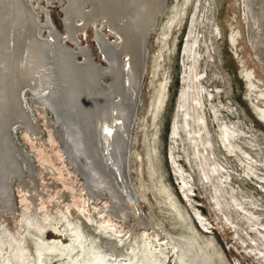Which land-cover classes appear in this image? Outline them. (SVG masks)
Instances as JSON below:
<instances>
[{
	"label": "rangeland",
	"instance_id": "rangeland-1",
	"mask_svg": "<svg viewBox=\"0 0 264 264\" xmlns=\"http://www.w3.org/2000/svg\"><path fill=\"white\" fill-rule=\"evenodd\" d=\"M157 2L164 5L155 27L146 30L143 53L137 56L134 37L135 45L134 40L125 43L133 63L126 54L120 57L128 99L135 102L137 95V102L134 109L115 107L110 122L113 133L128 138L126 177L134 200L133 205H126L122 201L125 194L115 187L120 202L126 205L125 216L118 219L110 212L112 200L106 180L95 189L102 197L92 200L77 164L68 157L66 138L71 134L72 118L65 111L73 98L67 95L72 89L64 88L68 90L65 92L62 87L75 83L82 90L78 96L83 91L84 95L91 92L95 79L89 77L94 71L85 65L80 49L107 72L106 77L109 75L98 42L120 45L125 42L123 35L131 37L130 31L122 32L123 13L115 12V0H0V117L7 118L10 126L0 121V158L7 156L2 159L5 171L0 169L1 177L10 173L4 178L8 209L0 203V264H17L13 256L17 244L23 264H68V257L80 256L65 225L68 222L83 238V252L75 264L98 263L92 254V235L114 242L120 253L116 264H264V0ZM94 5H98V13H94ZM25 9L30 10L37 24L34 32L23 18ZM65 11L71 22H65ZM41 41L45 43L43 49ZM70 52L72 57L68 59L65 54ZM31 61H38L36 67L40 68L35 67L32 74L38 85L41 83L36 91L18 87L16 81L17 71L25 70L26 62L31 67ZM58 70L64 77L65 72L69 74L68 81ZM79 78L84 79L80 85ZM14 83L15 87H10ZM160 88L161 105L156 109ZM12 89L20 94L24 114L11 113L6 104ZM48 91L53 109L43 104ZM182 92L186 99L181 109ZM58 94L65 99L58 98ZM119 97L109 99L116 104ZM101 99L97 97L94 106L86 104L92 113L88 122L80 118L86 152L90 150L88 139L96 135L103 117ZM26 113L33 122V131L24 127ZM196 117L199 123H195ZM129 119L132 123L127 133ZM183 120L187 122L185 129ZM3 122L7 131L10 129L6 131L9 136L2 133ZM221 126L230 134L228 144L219 140ZM89 130H93L92 135ZM198 132L208 144L203 147L197 143L193 149L195 143L189 136L194 139ZM9 141L15 144L14 149L19 148L18 152L6 150ZM227 145L232 146L230 150ZM12 161L20 179L13 170L8 172L13 168ZM79 161L86 164L82 157ZM28 219L44 227L43 242H57L67 248L41 254L45 252L38 242L39 234ZM71 244L75 250L69 251Z\"/></svg>",
	"mask_w": 264,
	"mask_h": 264
},
{
	"label": "bare ground",
	"instance_id": "bare-ground-1",
	"mask_svg": "<svg viewBox=\"0 0 264 264\" xmlns=\"http://www.w3.org/2000/svg\"><path fill=\"white\" fill-rule=\"evenodd\" d=\"M159 1V0H158ZM164 1V0H163ZM20 3V2H19ZM161 3H162V1H161ZM161 3H159V4H161ZM21 4H23L22 2H21ZM25 4V3H24ZM113 4V3H112ZM162 5V8H163V5L164 4H161ZM161 5H158V2H157V0H115V5H114V9L115 10H117V11H115V12H118V13H123L122 14V16L124 17L123 19H124V22H123V24H122V32H123V30L125 31V32H127V31H130V36L131 37H128V45L129 44H131V42H133V40H134V45H135V39L137 40V56L138 55H141L142 53H143V49H144V42L146 41V34H147V32H146V30L148 29H153L154 27H155V23H156V17L159 15V12H160V10L162 9L161 8ZM17 8H18V5L16 6ZM23 7V6H22ZM95 7H96V9L95 8H93L94 10V12L96 11V12H99L98 10H97V5H95ZM113 9V8H112ZM21 10V9H20ZM114 11V10H113ZM21 12H22V10H21ZM92 13V12H91ZM22 14H23V12H22ZM24 17L23 18H25L26 20V25L27 26H30V30H32L33 32L35 31V25H37V24H35V21H34V19H33V17H32V15H31V13H30V10L28 9H25L24 10ZM89 15H90V13H88ZM93 14L94 13H92V15L91 16H93ZM121 16V15H120ZM35 18V17H34ZM64 20H65V22H71V20H70V18L67 16V14H66V11H65V18H64ZM171 22H172V20H171ZM70 24V23H69ZM68 25V24H67ZM26 26V27H27ZM32 26V27H31ZM69 26V25H68ZM67 26V27H68ZM72 26V25H71ZM170 26V25H169ZM37 27V26H36ZM127 27H129V29H131V30H129V29H127ZM28 28V27H27ZM24 29V28H23ZM68 29H69V27H68ZM67 29V30H68ZM70 29H71V27H70ZM19 31H20V29H19ZM25 31V30H24ZM31 31V32H32ZM70 31V30H69ZM166 31H168V30H166ZM121 32V33H122ZM21 33H23V32H21ZM20 35V34H19ZM23 35V34H22ZM166 35V34H165ZM134 37H135V39H134ZM163 37V36H162ZM15 39H16V37H15ZM22 39V38H21ZM29 39V38H28ZM27 39V40H28ZM36 40V39H35ZM22 41V40H21ZM26 41V40H25ZM18 42V41H17ZM42 43H44L43 41H41V44ZM38 44V43H37ZM38 45H40V44H38ZM38 45H36V47L38 46ZM102 45V44H101ZM193 45V44H192ZM24 46V45H23ZM45 46V43H44V45L42 46V49H43V47ZM48 46V45H47ZM15 47V46H14ZM16 47H18V46H16ZM40 47V46H39ZM192 47V46H191ZM191 47H190V49L189 50H191ZM41 48V47H40ZM47 48V47H46ZM126 48V46H125V42H122L120 45H118V44H115V43H113V44H110V45H108V46H100V49H101V51H102V53H103V55H104V57L106 58V60L108 61V64H109V71H108V73H109V75L106 77V75H105V73H107L106 71H104L103 69H101V68H99V67H94L93 65H92V63L90 62V58H89V56H88V53L86 52V50H84V49H80L79 51L81 52L80 54L82 55V57H83V60H84V63H85V65L86 66H89V69L91 70V72H93L92 74H94L95 73V75H92L91 74V78L89 77V79H95V83L93 82V84H91L90 86H91V92L89 93V92H85V93H87V94H85L84 95V91H83V95L81 94L80 96H78L79 94V92H81L80 90H78V88H77V84H73L72 82H70V83H72V84H66L67 85V87H62L63 89L65 88H67V89H72V91H69V92H67V91H65V89H64V91L65 92H67V93H65V94H67V95H69L68 96V98L70 97L71 99V102L69 103V107H67L66 106V104L65 105H63V106H65V107H67V111H65V112H67L68 113V115L69 114H71V118L72 119H70V121H68V122H70L71 123V134H69L68 133V137L66 138V139H68V141H67V144L66 145H68L67 147H68V151L66 150V148H65V150H66V152L68 153V157L70 158V160L72 161V159H74V161H73V163H76L77 164V166H76V169L78 170L79 169V172L81 173L80 175H82V177H83V179H84V181H85V184H86V190H87V194H88V196L91 198V195H93V199L92 200H94V201H96L98 198H100V197H102V193H98V194H96V192H97V190H96V192H95V189L96 188H98L99 189V185L101 184V183H103L102 181H105L106 180V184H108L109 185V187H107V190L109 191V194H110V196H111V200H112V205H111V207H110V212H111V214H113L115 217H117L118 219L120 218H122V216H125V214H124V212H123V210H124V207L126 206V205H133V199L131 198V192L129 191L130 190V188H128V186H127V177H126V166H127V157H128V151H127V149H128V138H126V136L123 138L119 133L118 134H115V133H113V127L114 126H111L110 125V122H111V118H114L113 117V112H114V108L115 107H117V106H119V108L120 109H125V107L126 106H128V108L129 109H131V108H133V106H132V104H133V101L131 102V100H129L128 99V97H127V93H126V90H125V87H124V83H123V74H121V72H120V54H121V52H123V50ZM193 49V48H192ZM33 50H35V48L33 49ZM32 50V51H33ZM39 50V49H38ZM26 51V50H25ZM43 51V50H42ZM138 51H139V53H138ZM5 52V51H4ZM48 52H49V50H48ZM26 53H27V51H26ZM36 53V52H35ZM37 53H38V51H37ZM44 53V52H43ZM17 54V53H16ZM30 54V53H29ZM34 54V53H33ZM77 54V53H76ZM79 54V53H78ZM9 55V54H8ZM24 55H25V53H24ZM27 55V54H26ZM32 55V54H31ZM37 55V54H36ZM35 55V56H36ZM66 55V57H68V59H69V57H72L71 56V52L70 53H66L65 54ZM75 55V54H74ZM6 56V55H5ZM13 56V55H12ZM30 55H28V57H29ZM34 56V57H35ZM58 56H60V55H58ZM33 57V56H32ZM38 57V56H37ZM64 58H65V56H63ZM62 57V58H63ZM2 58V57H1ZM9 58V57H8ZM24 58V57H23ZM26 58V57H25ZM36 58V57H35ZM40 58V57H39ZM56 58V57H55ZM59 58V57H58ZM61 58V57H60ZM7 59V58H6ZM20 59V58H19ZM57 59V58H56ZM67 59V58H66ZM66 59H60L61 61H63V60H66ZM67 59V60H68ZM70 59H72V58H70ZM14 60V59H13ZM34 60V59H33ZM35 60H37V59H35ZM50 60V59H49ZM59 60V59H58ZM24 61V60H23ZM73 61V60H72ZM15 62V61H14ZM14 62H12V63H14ZM18 62V61H17ZM29 62V61H28ZM28 62H26L28 65V67L25 69V70H23L22 71V69L19 71L18 70V68H17V72H18V75H16L17 76V78H16V81L18 82V87H20V85H22V86H25V87H32V89L33 90H35L36 91V87H38L39 85H38V83L35 81V79H34V77L32 78V74H33V71L35 70V67H36V64L38 63V61H35L34 63H33V61H31L30 62V64H32V66L30 67V65H29V63ZM49 62V61H48ZM59 62V61H58ZM68 62H70V60L68 61ZM131 62L133 63V60H131ZM20 63V62H19ZM18 63V64H19ZM23 63V62H22ZM26 63H24L25 65H26ZM60 63H62V62H60ZM4 64V63H3ZM23 64V65H24ZM49 64V63H48ZM64 64H65V62H64ZM64 64H63V66H64ZM68 64V63H67ZM83 64V63H82ZM24 65V66H25ZM60 65V64H59ZM62 65V64H61ZM70 65V64H69ZM76 65V64H75ZM37 66H38V64H37ZM1 67V66H0ZM21 67H23L22 65H21ZM67 67V66H66ZM65 67V68H66ZM77 67H79L78 65H77ZM81 67L83 68V66L81 65ZM80 67V68H81ZM132 67L134 68V66H133V64H132ZM3 68V67H2ZM9 68V67H8ZM37 69L39 68V67H36ZM69 68V67H68ZM70 68H72V66L70 67ZM1 69V68H0ZM40 69V68H39ZM57 69H59V68H57ZM64 69V68H63ZM83 69H85V68H83ZM3 70V69H2ZM71 70V69H70ZM72 70H74L73 68H72ZM71 70V71H72ZM5 71V70H4ZM14 71H15V69H14ZM26 71V72H25ZM60 70H58V72H59ZM67 71H69V69L67 70ZM75 71V70H74ZM1 72V71H0ZM6 72V71H5ZM16 72V71H15ZM16 72V73H17ZM41 72V71H40ZM56 72V71H55ZM61 72H63L62 70H61ZM1 73H3V72H1ZM64 73V72H63ZM69 73V72H68ZM7 72H6V76H7ZM9 74H10V72H9ZM13 73H11L10 75H12ZM57 74V73H56ZM61 73L59 72V75H60ZM74 74V73H73ZM86 74H87V72H86ZM90 74V73H89ZM143 74V73H142ZM58 75V76H59ZM62 75V74H61ZM64 75V74H63ZM62 75V76H63ZM71 76H72V74H70ZM76 75H77V73H76ZM0 76H2L1 74H0ZM5 76V75H4ZM56 76V75H55ZM57 76V77H58ZM68 76H69V74H68ZM68 76H67V72H65V77H66V81H68ZM81 75H79V77H80ZM87 76H88V74H87ZM15 77V76H14ZM13 77V78H14ZM61 77V76H60ZM59 77V78H60ZM64 77V76H63ZM64 77V78H65ZM70 77V76H69ZM83 77V76H82ZM1 78V77H0ZM10 78H11V76H10ZM36 78V77H35ZM37 79V78H36ZM81 79H83V78H79V85H80V80ZM105 80V85H103L102 87H101V85L100 84H102V80ZM56 80V79H55ZM60 80H62V79H60ZM63 80H65V79H63ZM71 80V79H70ZM84 80V79H83ZM87 80V79H86ZM101 80V81H100ZM53 81V80H52ZM72 81V80H71ZM89 81V80H88ZM87 81V82H88ZM92 81V80H91ZM6 82V81H5ZM14 82V81H13ZM39 82V81H38ZM58 82H59V80H58ZM12 83V82H11ZM62 83V82H61ZM69 83V82H68ZM83 83V82H82ZM89 83H91V82H89ZM17 83H14V85H12V86H10V87H15V85H16ZM87 85H88V83H86ZM85 84V86H87ZM52 85V84H51ZM73 86V88H69V86ZM100 85V86H99ZM85 86H84V88H85ZM17 87V88H18ZM89 87V86H88ZM81 88V87H80ZM82 89V88H81ZM100 89V90H99ZM162 89L163 88H160L159 89V91H158V94H157V98H156V101H155V108L156 109H159V107H160V105H161V99H162V97H161V95H162ZM6 90V89H5ZM20 90V89H19ZM31 90V89H30ZM47 90V89H46ZM55 91V89H52L51 88V92L52 91ZM62 90V89H61ZM84 90H86V89H84ZM119 90H121V92H122V94H123V97H119V96H121V95H119L118 94V92L117 91H119ZM15 91H17V90H14V89H12V91H11V94L8 96V101L5 99V101L7 102H5L6 104H8V105H10V109L12 110V112L11 113H14V112H20V114L22 113V114H24L25 113V111H24V109H23V107H22V105H23V102H22V99L19 97V95L20 94H16V92ZM21 91L22 90H20V92L19 93H21ZM35 91H33L34 93H35ZM53 91V92H54ZM64 91L62 92V95H63V93H64ZM87 91V90H86ZM89 91V90H88ZM9 92V91H8ZM38 92V91H37ZM50 92V93H51ZM59 92H60V89H59ZM117 92V93H116ZM120 92V91H119ZM49 93V91H48V93H47V95L48 94H50ZM110 95H109V94ZM4 94V93H3ZM37 94V93H36ZM57 94V93H56ZM64 94V95H65ZM73 94L76 96H74V97H72L73 96ZM46 95V96H47ZM59 95V94H58ZM61 95V96H62ZM66 95V96H67ZM71 95V96H70ZM117 96V97H119V100L116 102V104H114L113 103V101H111V99H109V97H113V96ZM52 96H54V95H52ZM65 96V97H66ZM82 96V97H81ZM100 96H102V98L103 99H101L102 101H104V104H103V110H101L102 111V113H103V117H102V120L101 121H99L100 123H99V126H98V130H97V132L95 133L96 135L93 137V138H90V139H88V141H89V146H90V150L89 151H87L86 152V150H87V148H86V150H85V147H84V143H83V141H85V140H83L82 141V135L83 134H85V133H81V128L79 127V122H81L80 121V118L82 119V120H85L86 119V122H88L87 120H88V116H89V113H90V111H88L89 109L87 108V106H86V104H88V105H93L94 104V102H97V97L99 98ZM106 96V97H105ZM129 96V95H128ZM48 97H50L49 95L47 96V97H45V99H43V104L45 105V106H51L52 104V102L50 103V98H48ZM56 97V96H55ZM55 97H53V99L55 98ZM63 97L64 96H62V97H60V95L58 96V98H62L63 99ZM82 99H81V98ZM0 98H1V96H0ZM57 98V97H56ZM55 98V99H56ZM57 98V99H58ZM79 98V99H78ZM154 98V97H153ZM65 99V98H64ZM63 99V100H64ZM106 99V100H105ZM179 99H180V101H179V106L181 107V109H182V107L184 106V102H185V93L184 92H182L181 94H180V96H179ZM41 100V99H40ZM61 100V99H60ZM68 100V99H67ZM83 100V101H82ZM133 100V99H132ZM56 101V100H55ZM66 101V100H65ZM69 101V100H68ZM67 101V102H68ZM106 101V102H105ZM61 103H62V101H60ZM85 102V103H84ZM55 103V102H54ZM57 103H58V100H57ZM98 103V102H97ZM96 103V104H97ZM100 103H101V101H100ZM56 104V103H55ZM55 104H53V105H55ZM59 104V103H58ZM94 106V105H93ZM97 106H99V104L97 105ZM96 106V108H98ZM101 106V105H100ZM99 106V107H100ZM130 106V107H129ZM2 107V106H1ZM52 107V106H51ZM54 107V106H53ZM53 107L51 108V109H53ZM56 107V106H55ZM60 107H62V105L60 106ZM64 107V108H65ZM84 107H86L85 109H84ZM102 107V106H101ZM4 108V107H3ZM90 108H92L93 109V107H90ZM57 109H59V107L57 108ZM56 109V110H57ZM62 109V108H61ZM88 109V110H87ZM91 109V110H92ZM94 109H95V107H94ZM8 110V109H7ZM98 110V109H97ZM99 110V111H100ZM2 111V110H1ZM0 111V112H1ZM63 111L64 110H62V113H63ZM10 112V111H9ZM27 112V111H26ZM52 112H54V111H52ZM59 112V111H58ZM61 112V111H60ZM83 113L84 112V115H80V113ZM91 112H93V110L91 111ZM4 113V112H3ZM56 113V112H55ZM93 113H95V111L93 112ZM97 113V112H96ZM0 114H2V112L0 113ZM5 114V113H4ZM19 113L17 114V115H20ZM59 114V113H58ZM61 114V113H60ZM65 114V113H64ZM88 114V115H87ZM91 115H92V113H90ZM128 114H129V112H128ZM10 115V114H9ZM16 115V116H17ZM2 116V115H1ZM12 116V115H11ZM25 116H27V122H25V123H27L24 127H26L27 128V130L28 131H33V122H32V120L31 119H29V116L27 115V113H26V115ZM61 116V115H60ZM59 116V117H60ZM64 116V115H63ZM81 116V117H80ZM3 117H5V115L3 116ZM7 117H9V116H7ZM14 117H15V114H14ZM18 118H19V116H17ZM23 117H24V115H23ZM62 117V116H61ZM92 116H90V118H91ZM93 117H95V116H93ZM92 117V118H93ZM195 117V116H194ZM63 118V117H62ZM69 119V117L66 115V119ZM89 118V119H90ZM128 118H129V115H128ZM184 118V117H183ZM5 119V118H4ZM3 119V120H4ZM10 119V118H9ZM20 119H22V118H20ZM61 119V118H60ZM66 119H64V121L66 120ZM2 120V118L0 117V121ZM2 120V121H3ZM19 120V119H18ZM91 120V119H90ZM89 120V121H90ZM194 120V119H193ZM5 122H6V126H9V125H7V118H6V120H4ZM25 121V120H24ZM67 121V120H66ZM66 121H65V123H66ZM94 120H92V122H93ZM199 121H200V118L199 117H196V119H195V123H199ZM202 121V120H201ZM8 122H9V120H8ZM12 122V121H11ZM19 122H21V121H18V123ZM4 123V122H3ZM2 123V124H3ZM10 123V122H9ZM18 123H17V125H18ZM24 123V122H23ZM13 124V123H12ZM12 124H11V126H12ZM60 124H61V122H60ZM83 124V123H82ZM193 124H194V122H193ZM16 125V124H15ZM19 125H20V123H19ZM23 125V124H22ZM62 125H65L64 123L62 124ZM67 125V124H66ZM65 125V126H66ZM69 125V124H68ZM200 125V124H199ZM1 126H5V123L3 124V125H1ZM6 126L4 127L5 128V130H4V132H2V133H6V131H7V129H6ZM14 126V125H13ZM80 126H81V123H80ZM87 126H88V124H87ZM183 126H184V129L187 127V122L185 121V120H183ZM10 127V126H9ZM23 127V126H22ZM83 127H84V125H83ZM82 127V128H83ZM89 127V129H90V126H88ZM87 127V128H88ZM91 127H94V126H91ZM67 129H68V127H66ZM85 128V127H84ZM1 129H3V128H1ZM0 129V130H1ZM200 129V128H199ZM10 130V129H9ZM8 130V131H9ZM65 130V129H64ZM84 129H82V131H83ZM3 131V130H2ZM7 131V132H8ZM68 131V130H67ZM91 130H89V132H90ZM93 131V130H92ZM91 131V135L93 134V132ZM85 132V131H84ZM175 132H174V130H172V134H174ZM8 136H9V134L8 133H6ZM63 134V133H62ZM82 134V135H81ZM86 134H87V132H86ZM90 134V133H89ZM116 136H115V135ZM189 134V133H188ZM2 135L3 134H1V137H2ZM7 135H3V136H6L7 137ZM195 135V134H194ZM199 135V132L197 133V136ZM230 134H229V132L227 131V129L223 126H221L220 127V131H219V140L222 142V143H227L228 144V136H229ZM189 136V135H188ZM63 137V136H62ZM86 137H88V134H87V136ZM4 138V137H3ZM2 138V139H3ZM7 138H9V137H7ZM82 138V139H81ZM85 138V137H84ZM89 138V137H88ZM10 139V138H9ZM87 140V139H86ZM189 140H190V142L192 143V141L195 143V146H193V149H195V147H196V144L197 143H199L200 145H202L203 147H205V146H207V142L206 141H203V139H201V137L200 136H198V137H196V138H194V139H192L190 136H189ZM5 141H7V140H5ZM2 142V141H1ZM10 142V145H9V143H8V145L10 146V147H8L6 150H8L9 152H13V151H15V152H18V149L16 150V149H14V146H15V144H13L11 141H9ZM2 144V143H1ZM3 145H4V143H3ZM2 145V146H3ZM7 145V144H6ZM13 146V147H12ZM65 146V145H64ZM225 146V145H224ZM99 147H100V149H99ZM227 149L228 150H230V148L232 147V146H230V145H227ZM207 148V147H206ZM1 149V148H0ZM19 154V153H18ZM1 155H2V153H0V157H1ZM4 156H5V154H3ZM4 156H2V157H4ZM82 157V159L83 160H85V162H86V164L84 165L83 163H81L80 161H79V159ZM7 158V156H5L4 158H0V166H2L0 169H2L3 170V172L5 171V163H3V160L4 159H6ZM3 159V160H2ZM14 161H15V159H14ZM14 163H13V161H12V164L11 165H13ZM75 164V165H76ZM126 165V166H125ZM102 168H101V167ZM20 167V166H19ZM15 167H14V165H13V168L12 169H10V171H8V172H11L12 170L16 173V171H15ZM107 170L106 172H101V170ZM128 169V168H127ZM16 170H18V169H16ZM2 172V171H1ZM0 172V173H1ZM2 172V173H3ZM2 173H1V175H0V203L4 206H1V207H3V209L4 208H7L8 209V206H9V204H10V201H9V197H8V194H7V191H8V189H7V187L5 186V180H4V178L6 177V176H8V175H10V173L8 174H5V177H1L2 176ZM13 173V172H12ZM11 173V174H12ZM17 173H19V171L17 172ZM16 173V175H17V177L16 178H18L19 177V179H20V174H17ZM14 174V173H13ZM203 175H204V177L206 178V175H205V173H202ZM102 177V179H100ZM8 178V177H7ZM6 178V179H7ZM106 178V179H105ZM7 183V182H6ZM102 185H104V184H102ZM129 185V184H128ZM102 187V186H101ZM104 187V186H103ZM106 187V186H105ZM115 187H117V189H119V191H121L122 193H124L125 194V197H124V199L122 198V201L124 200L125 201V204L126 205H123V203H121L120 202V199H119V197H118V191L116 190V188ZM94 190V191H93ZM101 190V192H102V188L100 189ZM99 190V191H100ZM107 192V191H106ZM108 194V195H109ZM114 194V195H113ZM8 203V206L6 205ZM0 207V209H2ZM127 208V207H126ZM133 208V207H132ZM133 213V212H132ZM110 214V215H111ZM135 215V214H134ZM125 220V219H124ZM28 221L31 223V220H29L28 219ZM29 223V225H31L32 224V226H33V228H34V230L39 234V236L37 237L38 238V242H39V244H40V247L42 248V251L43 252H45V253H42L41 252V254H46V253H48V252H50V251H58V250H62V252L67 248V247H63L60 243H54V242H52L51 244H47V243H45V242H43V240L41 239V236L44 234V232H45V229H44V227L43 226H38V225H36V222H35V224H34V222L33 223H31L30 224ZM73 224V223H72ZM71 223H66L65 225H66V227H67V229H68V231H69V233L71 234V237H72V241H73V243L72 244H76L77 246H78V248H79V251H80V256H77V257H68V259H67V262L66 263H68V264H75L77 261H78V259L81 257V252H83L82 250H83V246H82V244H83V238H81V235L79 234V232H77V229L78 228H76V227H74L73 225H72ZM73 227V228H72ZM80 230V229H79ZM78 230V231H79ZM56 231V230H55ZM81 231V230H80ZM7 234V233H6ZM4 236V235H3ZM8 236H10V237H12L11 239H14L13 238V236H11V235H8ZM93 237H94V239H95V245H94V250H93V256H94V258H95V260L98 262L97 264H116V259L120 256V253H118L117 252V250H116V248H115V244H114V242L113 241H111V240H108V239H105V240H101V239H97L96 237V235L94 236V235H92ZM101 236V235H100ZM5 238L7 239V236L5 235ZM4 238V240H6ZM10 238H9V240L8 241H10L11 240ZM87 239V238H86ZM12 241V240H11ZM14 241H18V239L17 240H15L14 239ZM14 241H13V244H14ZM18 243H20L19 241H18ZM17 244V243H16ZM69 245L68 246V248H69V251H72L73 249L75 250V248L73 247V245ZM15 245V244H14ZM18 245V244H17ZM13 246L15 249H14V251H15V253H13L14 255V260L17 262V264H23L24 262H22V258H21V255H20V251H21V249L20 248H18V246ZM59 246V247H58ZM20 249V250H19ZM51 252V253H52ZM61 252V251H60ZM74 252V251H73ZM92 252V251H91ZM71 253V252H70ZM69 253V254H70ZM61 254H63V253H61ZM68 254V253H67ZM66 254V255H67ZM107 254H110V255H112L113 257L111 258V259H109V258H106V255ZM122 254V253H121ZM23 255V254H22ZM23 257V256H22ZM85 257V256H84ZM90 257H91V255H90ZM13 258V257H12ZM64 259V258H63ZM80 260V259H79Z\"/></svg>",
	"mask_w": 264,
	"mask_h": 264
},
{
	"label": "flooded vegetation",
	"instance_id": "flooded-vegetation-1",
	"mask_svg": "<svg viewBox=\"0 0 264 264\" xmlns=\"http://www.w3.org/2000/svg\"><path fill=\"white\" fill-rule=\"evenodd\" d=\"M98 6V5H97ZM93 8H95L96 9V7H95V5H94V7ZM94 13H96V12H94ZM98 13V12H97ZM89 21H90V19H89ZM123 22H124V20H123ZM110 26V25H109ZM122 29V28H121ZM124 31V30H123ZM123 37H124V41H125V43H128L127 41H128V39H126V34L125 35H123ZM128 37V36H127ZM102 44V45H101ZM113 44V43H112ZM98 45H99V50H100V53H101V56L103 57V59L107 62V64H108V61L106 60V58L104 57V55H103V53H102V51H101V49H100V46H108V45H110L109 43H104V42H101L100 43V41L98 42ZM126 51L125 52H121V54H120V57H121V55L122 54H126L128 57H129V59L131 60V53H130V50H129V47L128 46H126ZM87 52V51H86ZM88 53V52H87ZM88 56H89V54H88ZM89 58H90V62L92 63V65L94 66V67H99L98 65H95L94 63H93V61H92V58L89 56ZM120 72H121V74H123V72L121 71V68H122V65H123V63L121 64V62H120ZM108 67H109V64H108ZM100 68V67H99ZM102 69V68H101ZM106 83V82H105ZM102 85H105V84H103V81H102ZM128 97V96H127ZM111 101H112V98H111Z\"/></svg>",
	"mask_w": 264,
	"mask_h": 264
},
{
	"label": "water",
	"instance_id": "water-1",
	"mask_svg": "<svg viewBox=\"0 0 264 264\" xmlns=\"http://www.w3.org/2000/svg\"><path fill=\"white\" fill-rule=\"evenodd\" d=\"M144 55H145V53H144ZM144 58H145V56H144ZM139 84V83H138ZM139 92V88L137 87V93ZM135 102H133V104H132V106H133V109H134V107H135V105H136V102H137V95H136V98H135V100H134ZM131 119H129V122L127 123V127H126V130H127V133L129 132V129H130V127H131Z\"/></svg>",
	"mask_w": 264,
	"mask_h": 264
}]
</instances>
